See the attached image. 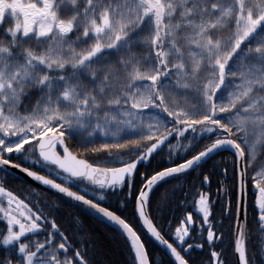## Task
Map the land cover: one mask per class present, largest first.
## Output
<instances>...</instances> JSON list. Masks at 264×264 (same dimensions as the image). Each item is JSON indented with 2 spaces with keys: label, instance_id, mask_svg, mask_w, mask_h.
Returning <instances> with one entry per match:
<instances>
[{
  "label": "snow or ice",
  "instance_id": "6c2138e0",
  "mask_svg": "<svg viewBox=\"0 0 264 264\" xmlns=\"http://www.w3.org/2000/svg\"><path fill=\"white\" fill-rule=\"evenodd\" d=\"M86 219L124 264H264V0H0V264H103Z\"/></svg>",
  "mask_w": 264,
  "mask_h": 264
},
{
  "label": "trees",
  "instance_id": "16d2710c",
  "mask_svg": "<svg viewBox=\"0 0 264 264\" xmlns=\"http://www.w3.org/2000/svg\"><path fill=\"white\" fill-rule=\"evenodd\" d=\"M219 159L220 158L217 157V160ZM228 159L230 160V158ZM196 175V173H192V175L186 179V181L184 182V190L183 192L178 191L176 193V198L173 201L174 204H179L180 201L184 198L185 194L192 192L194 184L199 186V180L196 179ZM166 187L171 186L169 185ZM211 187L213 192L217 190L215 178H213V183ZM251 190L252 188L249 187V191ZM233 200H236V194L233 195ZM246 209L247 214L250 217L255 213V209L253 207V199H249V196L246 202ZM214 211L219 216V209L217 208ZM69 212L70 210L65 209L62 213L64 219L61 221V223H63L66 228L69 226V222L71 219ZM185 214L186 212L182 211L180 208H173L170 213L166 214V221L164 222L165 228L168 227V222H171V226L174 229L176 226H178L179 220ZM84 227L85 230H90V233L93 235L95 242L101 247L103 255H101L99 259L103 262V264H124V260L126 258V251L124 250L122 245L118 244L114 239L110 237L109 234L106 233V230L102 225H98L94 221L86 219ZM149 248L150 251L154 253L162 252V250H160L153 242L149 245ZM3 255L4 251L2 248H0V257H2ZM195 255H199V250H197V253H195ZM157 258L159 259V256H157ZM204 258L205 260L207 259V253L205 254Z\"/></svg>",
  "mask_w": 264,
  "mask_h": 264
},
{
  "label": "flooded vegetation",
  "instance_id": "af4514ba",
  "mask_svg": "<svg viewBox=\"0 0 264 264\" xmlns=\"http://www.w3.org/2000/svg\"><path fill=\"white\" fill-rule=\"evenodd\" d=\"M248 196H249V199H253V203H254V189H252L251 191L248 190L246 202L248 200Z\"/></svg>",
  "mask_w": 264,
  "mask_h": 264
},
{
  "label": "water",
  "instance_id": "95a60500",
  "mask_svg": "<svg viewBox=\"0 0 264 264\" xmlns=\"http://www.w3.org/2000/svg\"><path fill=\"white\" fill-rule=\"evenodd\" d=\"M237 199H239V196H238V194H236V200ZM139 226V225H138ZM154 244H155V242H153ZM160 250H162L163 251V249L162 248H160V246L158 245V244H155Z\"/></svg>",
  "mask_w": 264,
  "mask_h": 264
}]
</instances>
